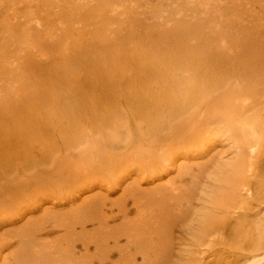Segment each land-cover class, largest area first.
<instances>
[{
  "label": "bare ground",
  "instance_id": "obj_1",
  "mask_svg": "<svg viewBox=\"0 0 264 264\" xmlns=\"http://www.w3.org/2000/svg\"><path fill=\"white\" fill-rule=\"evenodd\" d=\"M13 1L0 8V224L23 220V249L4 264H264V0ZM98 180L126 184L96 197Z\"/></svg>",
  "mask_w": 264,
  "mask_h": 264
},
{
  "label": "rangeland",
  "instance_id": "obj_2",
  "mask_svg": "<svg viewBox=\"0 0 264 264\" xmlns=\"http://www.w3.org/2000/svg\"><path fill=\"white\" fill-rule=\"evenodd\" d=\"M1 2H0V8H2V9H4L5 10V8H6V6H7V4H8V2H9V0H0ZM143 2H148L147 4H145L147 7L146 8H148V5L149 6H151V7H155L156 5H158L157 3V0H142ZM166 3H165V2ZM178 1V0H177ZM177 1H176V3H177ZM14 3L16 2H19V1H17V0H14L13 1ZM142 2V3H143ZM170 2H172V1H170V0H163V3L161 4V3H159V5H160V7L161 6H167ZM14 3H12V4H14ZM139 3H141V0L139 1ZM73 4V3H72ZM153 5H155V6H153ZM159 6L158 7H155V8H160ZM145 8V7H144ZM184 8H186V7H184ZM188 8V7H187ZM189 9V8H188ZM4 10H1V11H4ZM143 10V9H142ZM144 11V10H143ZM151 11V10H150ZM148 13H149V11H147ZM146 12V13H147ZM147 16V15H146ZM176 17V16H175ZM225 140V141H224ZM223 141H218V142H216V144H215V146H217L218 147V150L216 151L217 153L219 152V153H223L224 152V150H226L227 149V147H229V143H230V141L228 142L226 139H224ZM221 142H223V143H221ZM226 143V144H225ZM227 143H228V145H227ZM227 145V146H226ZM225 147H226V149H225ZM224 149V150H223ZM184 157V156H183ZM187 159V158H186ZM203 159V158H202ZM209 158L207 157L205 160H208ZM203 162H204V160H203ZM207 162V161H206ZM131 168H129L130 169V171L128 170L127 171V173L129 172H132V173H128V175H129V178H127V180H129V181H131V184L133 185V183H132V181L134 180V179H137L138 177H140L139 175H141L142 176V173H140V171H138L137 169H136V167L135 166H133V167H135V168H133L132 166H130ZM137 172H139L140 174H138ZM142 172V171H141ZM132 174H134V175H132ZM138 176V177H137ZM130 177L132 178V179H130ZM142 177H144V176H142ZM142 177H140V179L142 178ZM143 181V180H142ZM100 182V180H98V182H95V187L97 188L96 189V191H95V195L97 194V192H98V194H101V195H98L97 194V196L96 197H104V195H105V192H107V191H109V195H110V197L111 198H113V199H115V198H118L119 197V195H120V187L121 188H124V186H125V184L126 183H122V185L121 186H119V187H117V189L116 190H106V186H104V183H102V185L99 183ZM96 183H99V184H96ZM143 183H146L145 181H143ZM98 185H100V188H99V186ZM146 185V184H145ZM101 191H100V190ZM104 192V193H103ZM81 194H83V195H81V196H84V197H86V195H85V193H81ZM88 194V193H87ZM120 199V198H119ZM129 199V198H128ZM52 203H53V201H51ZM56 203H58L57 201H55ZM80 202V201H79ZM133 202H132V200L131 199H129V202H127V204H128V206L129 207H133V204H132ZM52 206H56L57 207V205H55V204H51ZM111 207H112V204L111 203H109L108 205H107V208L106 209H108V213L111 211L110 209H111ZM39 208H40V206H39ZM47 208H49V205L47 206ZM135 210V208H133L132 209V211H133V213H131L130 214V216H132V218L130 217L129 219H133V216L135 215L136 216V212L134 211ZM40 212V211H39ZM115 213H113V214H111L109 217H113V215H118V210L117 209H115V211H114ZM38 214V213H37ZM39 215H41V213H39ZM115 215V216H116ZM28 217H30V216H28ZM21 221H23V220H20L18 223H16L15 225H14V223L12 222V224H9V222L7 223V222H5V223H2V224H0V264H4L5 263V257H6V255L8 256V258L11 260L10 262H12V261H14V260H12V255H16V254H18L23 248L17 243V241H18V238H14V237H17V236H15V235H13L12 234V232H14V229H13V227H15V229L16 228H18V227H20L21 225H22V223H21ZM111 221V224H112V226H118V225H120V224H122L123 222H124V220H123V216H121L120 217V215H118L117 216V218H115V219H111L110 220ZM114 221V222H113ZM188 221V220H187ZM43 223V222H42ZM7 224V225H6ZM3 225V226H2ZM5 225V226H4ZM42 225V224H41ZM51 224L50 223H47L46 222V226H49V230H46V231H42V233L44 232V234H41V236L43 235V236H45V237H47V240L46 241H51V242H53V240L55 239V238H57V237H59V235H62L63 233H62V230L61 231H59V232H56V231H58V230H55V229H53V228H50L51 226H50ZM179 225V224H178ZM187 227L189 226V221H188V225H186ZM187 227H181V226H179L176 230L177 231H175V240H174V243H176L175 244V248H174V250H173V254L175 255L174 257H177V256H179V255H181L182 253H183V245L184 244H187V240H185V239H187L188 238V236L186 235V233L184 234L183 232H184V229L185 228H187ZM91 228H94V227H92V225H90L89 226V229H88V231H92L91 230ZM181 228V229H180ZM79 230H81L80 228H79ZM179 230V231H178ZM179 234V235H178ZM185 235V236H184ZM14 238V239H13ZM13 239V240H12ZM181 239V240H180ZM17 243V245H16V243ZM10 243H15V244H13V245H11ZM76 246H77V253H78V255H80L81 253H83L84 251H82L83 249V247H82V244L80 243V242H78V244L76 243ZM182 247V248H181ZM19 249V251L16 253V254H14L13 253V251H15L16 249ZM177 249V250H176ZM179 249V250H178ZM184 250H185V248H184ZM94 248H93V246L91 247V254H93L94 253ZM180 251H182L181 253H180ZM178 252V253H177ZM25 253H27V251H25ZM237 255H233L232 257L230 256V258H229V260H231L230 262L232 263L235 259H239V258H241V259H243L244 257L242 256V254L241 255H239V257H236ZM14 258H15V256H14ZM36 256L34 255V253L33 252H31V257L29 258V260H30V263L29 264H38V261H36ZM86 261V260H85Z\"/></svg>",
  "mask_w": 264,
  "mask_h": 264
}]
</instances>
